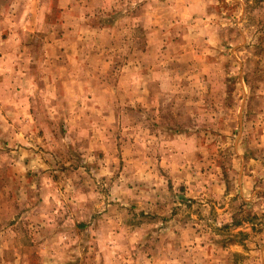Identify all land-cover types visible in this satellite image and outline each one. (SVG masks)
Returning a JSON list of instances; mask_svg holds the SVG:
<instances>
[{
	"label": "rangeland",
	"instance_id": "374dc122",
	"mask_svg": "<svg viewBox=\"0 0 264 264\" xmlns=\"http://www.w3.org/2000/svg\"><path fill=\"white\" fill-rule=\"evenodd\" d=\"M0 264H264V0H0Z\"/></svg>",
	"mask_w": 264,
	"mask_h": 264
}]
</instances>
